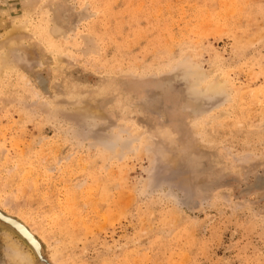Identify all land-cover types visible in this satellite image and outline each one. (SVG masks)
Returning <instances> with one entry per match:
<instances>
[{
	"label": "rangeland",
	"instance_id": "obj_1",
	"mask_svg": "<svg viewBox=\"0 0 264 264\" xmlns=\"http://www.w3.org/2000/svg\"><path fill=\"white\" fill-rule=\"evenodd\" d=\"M54 2L71 0H0V37L26 50L23 62L0 57V213L28 223L34 259L262 264L264 0H96L95 18L42 7ZM88 24L99 54L80 48ZM171 95L184 102L179 139L212 172L189 194L147 150L176 136ZM97 101L105 144L65 118ZM3 230L25 238L0 220V264H11Z\"/></svg>",
	"mask_w": 264,
	"mask_h": 264
},
{
	"label": "snow or ice",
	"instance_id": "obj_2",
	"mask_svg": "<svg viewBox=\"0 0 264 264\" xmlns=\"http://www.w3.org/2000/svg\"><path fill=\"white\" fill-rule=\"evenodd\" d=\"M42 7L59 8L61 10L67 9L69 12L74 9L81 16L85 12H88L89 16L95 18L100 5L96 3V0H71V3L54 2L51 5H43ZM104 7L106 9H112L116 5L107 4ZM64 19L67 22L68 17L64 16ZM85 23H88V21H85ZM76 37L80 41V48L85 51V54L89 50L94 54H99L98 48L101 37L97 34V30L92 24H88V27L83 31L78 29ZM25 51L21 50L17 52L16 42L11 36L5 34L3 37H0V57H3L5 60L11 59L17 63L23 62ZM261 51L264 52V49ZM262 64H264V59H262ZM109 92L110 89H98L92 95L94 98L106 97ZM98 104L99 101H97V106L88 105L87 103L79 106L75 103L69 105L64 109L66 114L65 118L81 138L93 137L97 143L105 144L109 135V133H105L104 131V127H107V121L102 119L104 109L98 107ZM184 115L185 109L182 97L171 95L168 100V111L165 113V117L172 121V131L176 133V136L168 134L169 143L165 147L157 150L155 147L148 146L147 150L150 155L153 151L156 152L154 167L157 171L161 173L167 171L174 174L172 185L174 189L177 192L182 189L186 194H189L198 187H203L205 182L212 177V172L206 171L205 166L201 164V159L198 154L199 145L191 141H181L179 139ZM198 125L199 122H196V126ZM83 175L84 183L87 185L93 178L91 165L86 168ZM95 179L99 180L100 177H96ZM260 218L264 221V207L260 209ZM24 234L31 240L29 233L25 232ZM39 248L40 245L37 244L35 249ZM35 249L33 250V254L29 255L19 245H13V260L11 264H48L46 261L42 262L39 259H33ZM262 255H264V249H262ZM82 257L83 259L77 261L76 264H101L99 260L90 259L85 253H82ZM56 264H64V262L59 261L57 257ZM103 264H109V262L104 261ZM146 264H152V261H147ZM262 264H264V261H262Z\"/></svg>",
	"mask_w": 264,
	"mask_h": 264
},
{
	"label": "bare ground",
	"instance_id": "obj_3",
	"mask_svg": "<svg viewBox=\"0 0 264 264\" xmlns=\"http://www.w3.org/2000/svg\"><path fill=\"white\" fill-rule=\"evenodd\" d=\"M21 224H22V226H20L19 231H18V229H16V230L18 231L19 235L22 236L23 239L25 238L24 242L21 241L18 237H16L12 232H9L6 230L2 231L3 235H4V240L6 243V252H7L6 255L9 256L10 262L13 260V254H12L13 253V245H19L22 248V250L27 252L29 255H32L31 247L35 249V246L37 245V240H36L37 238L34 235V233L32 232V230L28 227V225H27L28 223L24 224L23 222H21ZM25 232H27L31 235V240H29L28 236H26L24 234ZM33 259H34V256H33Z\"/></svg>",
	"mask_w": 264,
	"mask_h": 264
},
{
	"label": "water",
	"instance_id": "obj_4",
	"mask_svg": "<svg viewBox=\"0 0 264 264\" xmlns=\"http://www.w3.org/2000/svg\"><path fill=\"white\" fill-rule=\"evenodd\" d=\"M0 220H1L2 222L7 223V224H9L10 226H12V229L18 233V231H17L15 228H17V225H18V224H21L20 221L14 219V218H12V217L6 216V215H4V214H2V213H0ZM35 239H36V238H35ZM36 240H37V239H36ZM37 244L40 245L39 242H38V240H37ZM39 249H40V248H39ZM39 249H36L37 252L39 251ZM38 253H39V252H38ZM38 255H39V254H38Z\"/></svg>",
	"mask_w": 264,
	"mask_h": 264
}]
</instances>
